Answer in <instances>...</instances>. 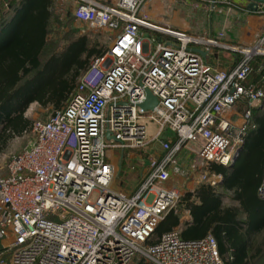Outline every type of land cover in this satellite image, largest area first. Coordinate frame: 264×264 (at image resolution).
<instances>
[{
	"label": "built area",
	"instance_id": "built-area-1",
	"mask_svg": "<svg viewBox=\"0 0 264 264\" xmlns=\"http://www.w3.org/2000/svg\"><path fill=\"white\" fill-rule=\"evenodd\" d=\"M56 1L71 18L106 31L108 46L66 103L33 120L23 148L9 156L0 175V253L9 264H225L210 233L184 239L175 226L151 237L166 213L181 214L182 192L169 182L182 150L201 161L196 180L211 186L221 176L211 163L240 158L264 98V27L242 45L223 32L154 24L146 0ZM193 2L213 10L218 0ZM146 90L157 103L144 110ZM143 118L157 124L151 139L165 150L161 159L145 151ZM165 131L174 143L162 139ZM128 149L138 151L141 168L133 194L111 185V152ZM257 193L264 199V180Z\"/></svg>",
	"mask_w": 264,
	"mask_h": 264
},
{
	"label": "trees",
	"instance_id": "trees-1",
	"mask_svg": "<svg viewBox=\"0 0 264 264\" xmlns=\"http://www.w3.org/2000/svg\"><path fill=\"white\" fill-rule=\"evenodd\" d=\"M54 0H0V154L10 141L30 129L24 115L31 102L52 110L61 108L90 61L106 50L87 34L73 36L64 48L49 36ZM8 8L5 14L2 9ZM257 9L254 12H258ZM72 33H71V32ZM255 127L241 148L240 158L230 166L211 163L209 171L221 175L216 186L200 183L184 192L179 211L158 222L151 241L180 226L184 239L212 234L225 264H264V199L257 188L264 180V98L253 111ZM229 198L233 203L224 204ZM135 264H155L144 258Z\"/></svg>",
	"mask_w": 264,
	"mask_h": 264
},
{
	"label": "rangeland",
	"instance_id": "rangeland-1",
	"mask_svg": "<svg viewBox=\"0 0 264 264\" xmlns=\"http://www.w3.org/2000/svg\"><path fill=\"white\" fill-rule=\"evenodd\" d=\"M148 1L149 0H146L143 10L153 22H162V19H164L163 21H166L167 16L173 14V12L170 10H175L176 8L178 9L177 11L178 18L186 19V20L188 19L191 25H194V26L196 25L195 19L197 18H195L196 16L192 14L191 12L192 8H191L190 0H177V1L176 0L174 1L173 0H159L160 6L164 9H158L156 7L152 9V5H151L152 3H149L147 5ZM185 2L188 5H186ZM216 5L217 6H215L214 8H216L215 11L218 14L221 10V7H219L218 4ZM7 12H10V11H8V8L5 7L4 9H2L1 14H5ZM52 14H53L52 19H51L52 23H51V30H50L49 36L53 39L55 38L58 39V42H57L58 45L56 46L57 50H59L62 47L64 48V44L69 40L68 38L66 39L65 37H63L64 32L67 30H72L73 36H81L80 34H87L91 39H97L104 47L107 48L108 40H107L106 31H101L96 28H90L86 26L85 24H83L82 22L71 18L69 13L66 14L64 13V10L61 9V5L59 4V1L57 2L56 0H54V3L52 5ZM198 22H199L198 23L199 26L194 28L193 31H195L196 29V31L204 32L205 31L204 28H206L207 21H203V19H199ZM51 111L52 109L50 106L43 107L39 105L37 102H31L28 104L27 108L25 109L24 115L29 117L33 121L35 119H45ZM142 120L146 124L148 138L153 137L156 131L157 124L153 120H150L148 118H143ZM166 132L169 133V131H165L164 134H166ZM153 140L154 139H150V141H153ZM24 144H25L24 135L20 137H15L14 139L10 141L7 149L3 153L0 154V175L3 174L5 171V166L8 161L9 156L12 153L20 151L23 148ZM145 146H146L145 149H148L147 147L148 145L146 144ZM190 149L192 151H196V146L193 145ZM128 151L129 153H131L129 156L132 158L136 154H138V151H135V150L128 149ZM111 153L115 156H118L119 150H113V152ZM180 153L183 157L180 159V161L176 163V166L173 167L172 178L175 183L179 179L180 181L183 180L182 182L183 184L181 183L182 185H180L182 192H188L187 190L194 191L197 188V186L200 183H202L196 180V177L199 176L203 170V168H199L200 167L199 164H201V161L195 156V154L191 153L188 150H182ZM115 176H116V170H114V173H113L114 179H112L111 185L113 184L114 186L117 187L116 180L118 181L120 177L122 176L118 175L117 179ZM217 180L219 182V180H221V176ZM124 181L127 182V184L122 185L121 183V186L125 187L129 191H131L132 187H135L136 185V182H132V179L130 180V178L126 180L124 179ZM223 203L231 204L233 202L229 198H225L223 199ZM0 264H9L8 254L0 253Z\"/></svg>",
	"mask_w": 264,
	"mask_h": 264
},
{
	"label": "crops",
	"instance_id": "crops-1",
	"mask_svg": "<svg viewBox=\"0 0 264 264\" xmlns=\"http://www.w3.org/2000/svg\"><path fill=\"white\" fill-rule=\"evenodd\" d=\"M151 1L152 0H149L147 2V5L149 3H152L151 4L152 9L155 7L158 9H164L160 6L159 0H153L152 2ZM247 2L248 0H218L217 4L219 7H221V10L217 14L215 11L216 8H214L213 10H210L208 6L205 5L206 3L196 7L194 5L193 0H190L191 8H192L191 12L192 14L196 16L195 18H197L195 19L196 20L195 26L191 25L188 19L186 20V19L178 18L177 17L178 9L176 8L175 10H170L173 12V14L168 15L166 21H163L164 19H162V22H153L150 18H149V21L157 25L169 26L176 30L190 33V34L215 36L218 33L223 32L226 39L232 42H235L237 44L249 45L255 41L256 36L258 35L259 32H261V30L264 27V13L261 9L258 12L247 11L245 9V5ZM186 5L188 4L186 3ZM199 19H203V21H207V25H206V28H204L205 30L204 32L196 31V29L195 31H193L194 28L199 26L198 25ZM2 36H5V35H0V37ZM220 60H221V54H220ZM219 63H220L219 66L221 67V62ZM227 116L237 121L239 119L238 116H236V114H234L233 112H228ZM151 138L152 137H149V141L147 143L148 149H146L145 151H147L148 154H152L154 156H157L158 159H161L165 155L166 152L165 150L162 149L161 143L159 140L150 141ZM165 138H167L168 141H170V143L175 142V137H173L172 134L170 133L166 132V134L162 136V139H165ZM130 154L131 153H129V151L121 152L119 150L118 156L113 155L111 157L112 159L111 162L114 165V170H116V176H115L116 179L118 175L122 176L120 177V179L118 178L119 179L118 181L116 180L117 187L114 186L113 184H112V187L116 190H124L128 194H133L137 190L138 185L141 181V177H140L141 168L138 165H136L137 161L139 160L138 154H136L133 158L129 156ZM182 157L183 156L181 155V153L180 155L178 154V156L175 158L176 162L173 165V167L176 166V163L180 161ZM143 166H146V163ZM145 171H146V168H145ZM128 178H130V180L132 179V182H136L135 187H132L131 191L121 186V183L122 185L127 184V182H125L124 179L126 180ZM182 182L183 180L180 181L179 179L175 183L172 178V174H171V180L169 182L171 185H175L179 187L181 190L180 185L183 184ZM187 191H192V190H187ZM183 193L184 192H182V194ZM181 215L182 216H181L180 221L188 218V214L186 211H182Z\"/></svg>",
	"mask_w": 264,
	"mask_h": 264
},
{
	"label": "water",
	"instance_id": "water-1",
	"mask_svg": "<svg viewBox=\"0 0 264 264\" xmlns=\"http://www.w3.org/2000/svg\"><path fill=\"white\" fill-rule=\"evenodd\" d=\"M261 5H264V0H248V2L245 5V9L250 12L256 11ZM200 54L202 56H205V52L200 51ZM146 98L145 100L140 104L141 108L144 110L152 109L156 103L157 99L149 90H146Z\"/></svg>",
	"mask_w": 264,
	"mask_h": 264
},
{
	"label": "snow or ice",
	"instance_id": "snow-or-ice-1",
	"mask_svg": "<svg viewBox=\"0 0 264 264\" xmlns=\"http://www.w3.org/2000/svg\"><path fill=\"white\" fill-rule=\"evenodd\" d=\"M125 39H127V37H125Z\"/></svg>",
	"mask_w": 264,
	"mask_h": 264
}]
</instances>
